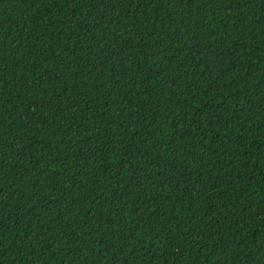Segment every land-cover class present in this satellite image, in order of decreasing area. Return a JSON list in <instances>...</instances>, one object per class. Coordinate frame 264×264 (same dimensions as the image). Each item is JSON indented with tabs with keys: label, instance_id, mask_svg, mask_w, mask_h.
I'll list each match as a JSON object with an SVG mask.
<instances>
[{
	"label": "trees",
	"instance_id": "16d2710c",
	"mask_svg": "<svg viewBox=\"0 0 264 264\" xmlns=\"http://www.w3.org/2000/svg\"><path fill=\"white\" fill-rule=\"evenodd\" d=\"M0 264H264V0H0Z\"/></svg>",
	"mask_w": 264,
	"mask_h": 264
}]
</instances>
